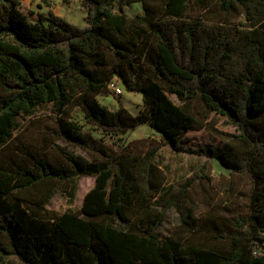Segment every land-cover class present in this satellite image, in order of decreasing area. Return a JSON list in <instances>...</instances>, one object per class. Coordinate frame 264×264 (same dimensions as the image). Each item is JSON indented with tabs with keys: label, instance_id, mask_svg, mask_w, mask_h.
<instances>
[{
	"label": "trees",
	"instance_id": "1",
	"mask_svg": "<svg viewBox=\"0 0 264 264\" xmlns=\"http://www.w3.org/2000/svg\"><path fill=\"white\" fill-rule=\"evenodd\" d=\"M40 1L51 6L52 0ZM212 1L82 0L83 26L53 12L31 22L15 0L0 7V149L21 118L49 106L57 122L50 133L94 156L64 152L54 164L33 152L29 164L0 161V264L12 258L22 264H264V0H223L222 10ZM133 3L143 13L128 14ZM193 5L204 12L191 16ZM221 11L226 17L214 19ZM236 13L243 19L233 20ZM113 78L142 94L144 112L112 111L98 101ZM192 100L236 127L221 148L187 146L188 131L205 127L187 106ZM74 103L103 135L148 125L176 152L213 157L233 173H247V215L232 219L231 227L214 223L205 241L181 233L163 237L159 229L173 207L183 230L204 231L180 198L209 177L196 171L157 205L164 185L158 148L134 152L95 137L67 117ZM82 176L95 183L81 208L48 219L55 195L65 189L75 197Z\"/></svg>",
	"mask_w": 264,
	"mask_h": 264
},
{
	"label": "rangeland",
	"instance_id": "2",
	"mask_svg": "<svg viewBox=\"0 0 264 264\" xmlns=\"http://www.w3.org/2000/svg\"><path fill=\"white\" fill-rule=\"evenodd\" d=\"M12 0H0L1 8L12 6ZM20 9L31 22H37L41 15L48 16L50 12L66 19L67 21L83 26L87 9L82 0H52L51 6H47L40 0H15ZM213 6L222 10L223 0H213ZM128 14L134 16L143 13L141 3H133L127 8ZM198 5H193L190 15L200 16L203 13ZM226 13H214L213 18L222 20ZM233 20L243 19L236 13L230 16ZM149 65L145 63L144 70L149 73ZM111 86H120L124 89L122 95H115ZM109 93L104 90L96 95L100 103L110 110L116 111L119 107L127 108L133 115L144 112L145 103L140 93L128 92L123 81L113 78L108 87ZM3 90L0 86V93ZM169 97L177 104H183L175 95ZM188 108L201 121L205 127L199 130H190L186 134L189 139L187 146L199 149L203 146L221 148L223 138L229 134L237 133L236 127L224 116L208 111L205 106L197 100L188 103ZM66 115L69 119L76 121L85 130L90 131L97 138H104L109 142L126 143L134 152H145L151 148H158L156 162L164 175V185L161 193L155 199V203L161 206L164 201L175 195L181 186L196 171L204 170L209 179H202L187 197L180 198L181 203L191 207L201 226L202 233L194 234L180 227L177 210L173 207L159 229L163 237L175 234H183L186 238L205 241L209 237L208 230L215 223L226 228L231 227L232 219L239 215H247L249 211V196L251 191V179L247 173H233L225 168L221 162L213 157L188 152H176L168 144L162 134L156 132L148 125H141L135 130L121 132L115 135H103L97 127L87 124L85 112L78 104H71ZM55 114L49 106L41 107L35 115L20 119V127L15 131L14 137L0 149V161L4 164L16 166L18 164H29L31 153L40 152L52 163L59 164L63 159L62 153H69L86 160H92L94 156L79 146L73 145L64 139L57 138L50 133L51 129L57 128ZM48 133V137L45 134ZM95 177L82 176L76 184L75 197L63 189L55 195L48 206L47 217L61 214L64 211L79 210L83 204L86 193L94 186ZM264 236V233H262ZM6 264H22L18 259L12 258Z\"/></svg>",
	"mask_w": 264,
	"mask_h": 264
},
{
	"label": "built area",
	"instance_id": "3",
	"mask_svg": "<svg viewBox=\"0 0 264 264\" xmlns=\"http://www.w3.org/2000/svg\"><path fill=\"white\" fill-rule=\"evenodd\" d=\"M110 87L112 88V91L115 95H122L124 93V89L120 86H111Z\"/></svg>",
	"mask_w": 264,
	"mask_h": 264
}]
</instances>
